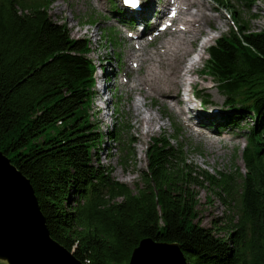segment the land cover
Instances as JSON below:
<instances>
[{"label":"trees","instance_id":"obj_1","mask_svg":"<svg viewBox=\"0 0 264 264\" xmlns=\"http://www.w3.org/2000/svg\"><path fill=\"white\" fill-rule=\"evenodd\" d=\"M52 2L0 0V151L29 179L51 237L83 264H128L143 239L177 244L188 264H264V27L248 31L232 9L235 27L201 70L230 111L224 124L246 122L244 172H195L177 136H158L132 188L100 164L90 44L52 18ZM203 183L232 212L216 228L227 236L197 220L193 188Z\"/></svg>","mask_w":264,"mask_h":264},{"label":"rangeland","instance_id":"obj_2","mask_svg":"<svg viewBox=\"0 0 264 264\" xmlns=\"http://www.w3.org/2000/svg\"><path fill=\"white\" fill-rule=\"evenodd\" d=\"M204 1L215 8L213 11L207 10L209 14L214 18L221 15V20H218L220 27L217 32H210L208 36L201 37L200 42L204 38H210V40L199 53L194 52L198 47L196 43L189 45V49L193 52L190 56L196 61L197 72L192 76H187V84L184 85L181 93L184 98L189 97V94H194L195 101H200L198 114L214 113V117L208 116L209 119H207L203 116L204 118H202V125L215 130L219 135L211 149L204 139L189 134L181 125V121L187 122L188 116H193V110H188L185 107L186 115L180 116L176 112L177 107L163 106L151 96L143 100L141 94L128 88L129 84H134L133 79L136 76L144 74L145 66L150 62L162 69L161 60L167 56L161 52L162 49L157 48L156 42L149 43L148 40H141L143 48L136 54H144L149 59H145L139 69L137 67H134V70L126 69L123 46L127 44L125 37H129L132 32L124 33V30L132 21L129 14L121 8L119 0H102V3L95 0H53L49 8L52 18L65 23L72 37L85 38L89 41L91 50L88 57L96 65L95 94L89 113L92 121L98 123L99 130L105 134L100 147V164L108 167L114 178L132 188L141 183V172L147 168L148 164L146 155L148 146L153 138L158 136L166 138L177 136V141L171 140V142L179 146L186 162L192 165L195 172L208 171L215 176L221 175V173L237 175L238 169L241 173L244 172L242 150L245 145L243 127L246 122L241 121L242 128L224 124L223 118L230 111L223 103L224 97L219 93L215 79L201 70L208 57L207 48L220 35L235 27V21L231 14L232 9L242 19L244 27L248 31L254 32L263 29L264 0H246V3L242 0H221L222 3L216 0ZM123 14L129 17L128 19L124 17L125 21H121L125 16ZM214 18L208 22L211 26L217 24V19ZM162 23V21L159 23L160 29L163 26ZM202 26L206 30L209 29L207 23H203ZM149 36L152 37L151 34ZM135 63L134 61L133 66ZM191 79L198 81L196 86L189 84ZM198 85L209 87H199ZM132 100H136L140 104L143 115L148 116L151 110L159 116V123L153 127L152 132L145 133V126L140 117L137 119L134 117L131 110ZM203 108L208 109V113L202 112ZM192 121L194 120L191 119L190 122L192 123ZM122 143H124L123 147H128L131 154L122 152ZM193 189L198 200L197 220L206 227H213L217 235L227 236L225 230L216 228L227 221L232 215L231 210L227 208L210 184L203 183L202 186Z\"/></svg>","mask_w":264,"mask_h":264},{"label":"bare ground","instance_id":"obj_3","mask_svg":"<svg viewBox=\"0 0 264 264\" xmlns=\"http://www.w3.org/2000/svg\"><path fill=\"white\" fill-rule=\"evenodd\" d=\"M95 1L102 3V0ZM128 9L132 22L124 30V33L126 31L132 33L129 37H125L127 44L123 46L126 69L134 70V67L139 69L141 63L145 59H149L144 54H136L137 51L143 48L141 40H148L149 43L156 42L157 48L162 49L161 52L167 56L161 60L162 69L150 62L145 66L146 71L144 74L136 76L133 79L134 84H129L128 88L141 94L143 100L151 96L163 106L177 107L176 112L180 116L186 115L185 107L188 110H193V116H188L187 122L183 123L181 121V125L189 134L204 139L211 149L214 143L217 142L219 135L215 130L213 131L208 126L202 125V118H204L203 116L206 118L213 116L214 113L208 115L198 114L200 101H195L193 94L184 98L181 90L187 84V76H192L197 72V68H195L196 61L190 56L193 52L189 49V45L196 43L198 47L194 52L199 53L210 40V38H204L200 42L201 37L208 36L210 32L218 31L220 27L218 20H221V15L214 18L209 14L207 10L213 11L215 8L206 4L204 0H137L135 6L129 3ZM168 9L174 11L171 16L167 13ZM165 18H168L167 21H164ZM212 18L217 19V24H213V26L208 24ZM160 21L164 24L161 29L158 27ZM203 23H207L208 30L202 26ZM134 61L136 63L133 66ZM189 82L191 86H196L198 83L195 79H191ZM203 86L209 87L207 85H200L199 87ZM131 110L136 119L140 117L142 124L145 126V133L152 132L153 127L159 123V116L151 110L148 116L143 115L140 104L136 100H132ZM201 111L208 113L209 110L203 108ZM191 119L194 120L192 123L190 122Z\"/></svg>","mask_w":264,"mask_h":264},{"label":"water","instance_id":"obj_4","mask_svg":"<svg viewBox=\"0 0 264 264\" xmlns=\"http://www.w3.org/2000/svg\"><path fill=\"white\" fill-rule=\"evenodd\" d=\"M0 264H83L53 239L33 187L0 151ZM128 264H188L175 243L143 239Z\"/></svg>","mask_w":264,"mask_h":264},{"label":"snow or ice","instance_id":"obj_5","mask_svg":"<svg viewBox=\"0 0 264 264\" xmlns=\"http://www.w3.org/2000/svg\"><path fill=\"white\" fill-rule=\"evenodd\" d=\"M127 2H129L130 4H132L133 6L136 5L137 0H127Z\"/></svg>","mask_w":264,"mask_h":264}]
</instances>
